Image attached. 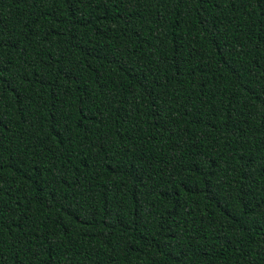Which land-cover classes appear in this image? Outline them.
Returning <instances> with one entry per match:
<instances>
[{
    "label": "trees",
    "instance_id": "16d2710c",
    "mask_svg": "<svg viewBox=\"0 0 264 264\" xmlns=\"http://www.w3.org/2000/svg\"><path fill=\"white\" fill-rule=\"evenodd\" d=\"M0 264H264V0H0Z\"/></svg>",
    "mask_w": 264,
    "mask_h": 264
}]
</instances>
